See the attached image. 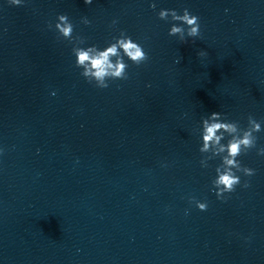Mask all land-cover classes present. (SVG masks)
Listing matches in <instances>:
<instances>
[{"label":"clouds","instance_id":"1","mask_svg":"<svg viewBox=\"0 0 264 264\" xmlns=\"http://www.w3.org/2000/svg\"><path fill=\"white\" fill-rule=\"evenodd\" d=\"M11 5H21V0H8ZM85 4H91L92 0H84ZM151 7L155 9L156 5ZM158 18L168 21L170 18L171 27L169 36H177L180 41L184 42L186 37L200 36L199 17L189 12L187 8L183 9V14H178L175 9H161L158 12ZM55 28L60 37L72 44V53L75 56V66L82 69L80 75L89 83H94L97 88L105 89L109 85L108 80H126L128 79L127 69L129 65L125 62V57L135 65H140L149 59L148 54L144 51L141 44L135 42L130 36L123 31L115 42L110 43L104 49H99L92 45L81 47L85 43L81 37L73 36V24L65 14L57 17ZM83 23L89 24L90 21L84 18ZM116 21H113L115 24ZM75 40H79V44H74ZM204 53H198L203 55ZM179 62V61H177ZM223 115L220 112H212L201 120V140L202 147L199 149L201 153L208 151L215 145H219L218 152L214 155H221L222 165L216 169V177L212 181L215 194L218 199H226V194L235 191L236 186L240 184V177L236 174L242 172L245 176L254 175L255 170L242 167L241 162L237 159L242 153L256 147V136L252 135V131H261L260 123L251 115L248 120L254 125L252 130L245 131L243 135H232L227 143L221 144L224 133L230 135L238 132L235 122L221 121L219 117ZM223 130V131H221ZM218 133H220L218 135ZM259 155H264V148L258 150ZM201 163H203L201 161ZM221 168L223 170H221ZM244 187L249 185L245 183ZM190 202H194L196 207L201 211L207 210V203L190 198Z\"/></svg>","mask_w":264,"mask_h":264}]
</instances>
